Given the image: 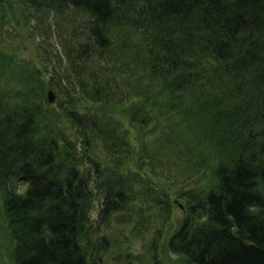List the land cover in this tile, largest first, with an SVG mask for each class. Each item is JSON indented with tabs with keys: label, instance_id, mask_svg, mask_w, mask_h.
<instances>
[{
	"label": "trees",
	"instance_id": "obj_1",
	"mask_svg": "<svg viewBox=\"0 0 264 264\" xmlns=\"http://www.w3.org/2000/svg\"><path fill=\"white\" fill-rule=\"evenodd\" d=\"M12 9L63 61L0 48L1 264H264V0Z\"/></svg>",
	"mask_w": 264,
	"mask_h": 264
},
{
	"label": "rangeland",
	"instance_id": "obj_2",
	"mask_svg": "<svg viewBox=\"0 0 264 264\" xmlns=\"http://www.w3.org/2000/svg\"><path fill=\"white\" fill-rule=\"evenodd\" d=\"M6 13L8 16L0 20L1 49H5L8 52H15L21 57L33 59L36 62H53V65L58 62L57 59L61 57L62 49L57 42L58 40L53 34H51L48 27L47 32H45L42 28L40 29L39 21L37 19H34L29 13L28 18L23 15L21 11H14L13 9L4 12V15ZM165 155L166 158L170 159L171 174L173 176V179L179 178L180 181L186 179L188 175L186 167H184L182 170V168L179 166V164L182 163L178 161V159H175V157L173 156H169V152H165ZM101 203L102 202L100 199L95 201L94 209L92 211L93 220H96L98 217ZM182 218L183 213L181 208L176 207L174 218L175 224H177L178 220ZM128 229H131V226L126 225L125 228H122V230H114V233H116V237L118 238V240H120L118 243L116 242V244L125 247L127 252L141 254L143 252V249L145 248V241L139 239L136 240L130 236V239H132V241L129 242L127 240V234L130 235ZM176 258L177 256L171 255L172 261L176 260ZM124 260L125 259L123 258L122 262L119 261V263L117 264H124ZM114 263L115 261H111V264ZM136 264L147 263L146 261H143Z\"/></svg>",
	"mask_w": 264,
	"mask_h": 264
},
{
	"label": "water",
	"instance_id": "obj_3",
	"mask_svg": "<svg viewBox=\"0 0 264 264\" xmlns=\"http://www.w3.org/2000/svg\"><path fill=\"white\" fill-rule=\"evenodd\" d=\"M57 98H56V94L53 90H50L48 92V101L51 104H54L56 102Z\"/></svg>",
	"mask_w": 264,
	"mask_h": 264
},
{
	"label": "clouds",
	"instance_id": "obj_4",
	"mask_svg": "<svg viewBox=\"0 0 264 264\" xmlns=\"http://www.w3.org/2000/svg\"><path fill=\"white\" fill-rule=\"evenodd\" d=\"M24 191H26V188H25V189H21L20 192H19L18 194L23 195Z\"/></svg>",
	"mask_w": 264,
	"mask_h": 264
},
{
	"label": "bare ground",
	"instance_id": "obj_5",
	"mask_svg": "<svg viewBox=\"0 0 264 264\" xmlns=\"http://www.w3.org/2000/svg\"><path fill=\"white\" fill-rule=\"evenodd\" d=\"M118 123V122H117ZM138 153H139V151H138ZM135 158V157H134ZM133 159V158H132ZM135 160V159H134ZM133 161V160H132ZM134 162V161H133ZM134 164V163H133ZM138 165V164H137ZM140 172V171H139ZM141 174V173H140ZM141 177V176H140Z\"/></svg>",
	"mask_w": 264,
	"mask_h": 264
}]
</instances>
